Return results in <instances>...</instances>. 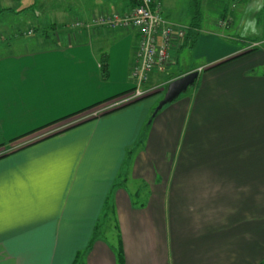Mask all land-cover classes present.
<instances>
[{
    "label": "crops",
    "instance_id": "1",
    "mask_svg": "<svg viewBox=\"0 0 264 264\" xmlns=\"http://www.w3.org/2000/svg\"><path fill=\"white\" fill-rule=\"evenodd\" d=\"M238 3L232 37H198L200 65L171 72L195 86L155 117L167 75L85 119L134 89L136 31L0 29V264H73L96 233L85 264H264V47L246 51L264 44V0ZM136 5L97 0L78 21Z\"/></svg>",
    "mask_w": 264,
    "mask_h": 264
},
{
    "label": "rangeland",
    "instance_id": "2",
    "mask_svg": "<svg viewBox=\"0 0 264 264\" xmlns=\"http://www.w3.org/2000/svg\"><path fill=\"white\" fill-rule=\"evenodd\" d=\"M191 1L192 0H169L171 6L174 7L173 10L175 15H178V17H176L177 18L176 21L177 22L179 21L183 24H178L174 21L171 22L167 18L168 21H170L172 24H175L176 26H179L181 29H185V30L188 29V27L185 26V24L191 23V19H192ZM13 2L16 9L22 10L23 12L20 14V16L17 17L8 14H5L3 16L1 15L0 29L7 30L8 33L10 34V37H12L11 33H13L15 30L18 31L19 29V31L23 33L20 36L28 40L32 38V36H27L29 30L34 31L33 32L35 33V35H33L34 37L42 38L41 30L43 29H46L44 33H47V29H48L50 33L49 36L52 39L53 37L51 30L52 26L64 27L66 25L71 26L72 24H75L79 19L78 15H80L81 13L80 10L88 7L91 8V6L94 3H97V0H13ZM189 6H190L191 17L190 16L187 17L188 15H186V10L187 7ZM240 8H241V4L235 2L234 0H204L202 5L203 21L198 31L197 38L199 36H202L205 32H209V31L210 33L219 32L218 33L219 35H221L220 33L223 31L226 35L225 37H229V35L232 37V34L234 32L233 31L234 24H232L233 13L237 15ZM181 10H185L184 13ZM166 14L167 12L165 13V9H164V15L166 16ZM176 18L171 17V19H176ZM227 42L234 43L235 41H233V39L232 40L227 39ZM260 45L262 48L264 47V44L261 43ZM174 51L175 54H173V57L175 58V61L172 62V64H174L175 67L178 64L179 49L175 48ZM180 62L181 63L177 69H174L172 65L171 68L165 74L164 73H160V74H162L163 77L164 75H167L168 79H172L175 76V73H171L172 70L173 71L176 70L177 74H180V72L182 73V71H185L187 67L194 68L200 65V62L194 57L192 49L189 48L184 49L180 57ZM162 90L163 88L161 90L156 91L155 93L160 92ZM189 92L190 90L186 94H189ZM186 94H184L183 96H185ZM149 96H147L146 98H148ZM120 98L112 100V102H109L106 105L101 106L99 108H96L97 106H95L94 108L95 110L90 111L88 113L89 115L85 114L76 119L82 120L87 115L88 116L86 119H89V117L98 118L104 115L105 113L111 112L112 110L113 111L117 110L119 109V107L113 109L114 108L113 106L115 104L114 102ZM66 127L68 126H65L61 129H65ZM63 131H59L55 133L54 131H52L50 132V134L53 135L54 133L55 135L62 133ZM99 228L102 230V233L105 234L106 229L103 226H100ZM112 236L113 233H111V237Z\"/></svg>",
    "mask_w": 264,
    "mask_h": 264
},
{
    "label": "built area",
    "instance_id": "3",
    "mask_svg": "<svg viewBox=\"0 0 264 264\" xmlns=\"http://www.w3.org/2000/svg\"><path fill=\"white\" fill-rule=\"evenodd\" d=\"M92 26L109 30L131 29L138 35V47L130 70L135 87L116 100L113 109L134 103L165 87H149L150 79L154 74H165L174 66V50L181 49L187 29L168 21L161 0H139V4L125 13L107 12L94 17L89 23L78 21L72 24L75 29ZM258 47L260 44H253L250 48Z\"/></svg>",
    "mask_w": 264,
    "mask_h": 264
},
{
    "label": "trees",
    "instance_id": "4",
    "mask_svg": "<svg viewBox=\"0 0 264 264\" xmlns=\"http://www.w3.org/2000/svg\"><path fill=\"white\" fill-rule=\"evenodd\" d=\"M137 4H139V0H135ZM203 1L204 0H192L191 1V13H192V19H191V23L186 31V36L183 42V45L181 47V49H185V48H189V49H193L196 45L197 42V34L198 31L200 29L201 23L203 21V10H202V5H203ZM235 2H238V0H234ZM10 9H5L2 10L0 9V14L5 13V12H9ZM257 50V48H248V50H246L247 52H253ZM176 78H172V80H174ZM146 98V97H145ZM143 98V99H145ZM141 99V100H143ZM95 106H92L91 108H93ZM89 108V109H91ZM99 237V234H95V237L93 238V241L91 242V244L89 245L88 249L82 253L79 254L74 263L73 264H85V260L86 257L88 255V253L90 252V250L92 249V244L93 242Z\"/></svg>",
    "mask_w": 264,
    "mask_h": 264
},
{
    "label": "water",
    "instance_id": "5",
    "mask_svg": "<svg viewBox=\"0 0 264 264\" xmlns=\"http://www.w3.org/2000/svg\"><path fill=\"white\" fill-rule=\"evenodd\" d=\"M198 76L199 72L193 71L170 81L165 88L164 97L154 110L152 117H155L165 106L172 104L182 95L191 90L195 86Z\"/></svg>",
    "mask_w": 264,
    "mask_h": 264
}]
</instances>
